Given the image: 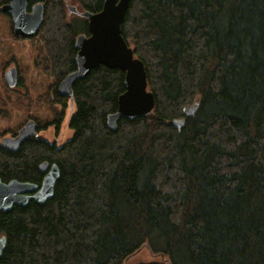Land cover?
Masks as SVG:
<instances>
[{"label": "trees", "instance_id": "obj_1", "mask_svg": "<svg viewBox=\"0 0 264 264\" xmlns=\"http://www.w3.org/2000/svg\"><path fill=\"white\" fill-rule=\"evenodd\" d=\"M35 2L54 88L87 19L69 20L65 0ZM120 27L152 111L109 129L124 71L99 65L72 86L68 139L0 142L5 182L40 184L42 161L59 169L44 203L0 211V264H125L143 247L154 259L138 264H264V0H130Z\"/></svg>", "mask_w": 264, "mask_h": 264}, {"label": "water", "instance_id": "obj_2", "mask_svg": "<svg viewBox=\"0 0 264 264\" xmlns=\"http://www.w3.org/2000/svg\"><path fill=\"white\" fill-rule=\"evenodd\" d=\"M130 0H103L102 8L96 12L78 11L74 5H67L70 12H75L87 19L89 34L78 33L75 37V69L68 72L58 82L60 95L72 99V86L80 78L87 76L93 68L105 65L124 71V91L117 98L115 111L106 116V124L115 130L120 118L133 119L149 114L155 104L153 92L147 88L146 71L141 59L134 56L121 33V22ZM43 2L29 5V0H7L0 10L10 18L13 34L21 37L37 35L43 21ZM5 83L12 87L17 82V70L9 67L4 73ZM182 119H173L176 126ZM36 124L26 121L15 135L1 137V144L16 149L20 143L35 135ZM40 170L44 172L40 184L12 178L7 182L0 178V211L8 210L14 204L24 205L29 200L44 203L53 196L59 169L55 163L42 161ZM5 246V236H0V254Z\"/></svg>", "mask_w": 264, "mask_h": 264}, {"label": "rangeland", "instance_id": "obj_3", "mask_svg": "<svg viewBox=\"0 0 264 264\" xmlns=\"http://www.w3.org/2000/svg\"><path fill=\"white\" fill-rule=\"evenodd\" d=\"M3 0H0L2 3ZM66 4L76 5L80 10L77 0H65ZM69 20H82V16L69 12ZM41 44L39 38L26 37L18 38L13 35L10 18L0 10V108L3 110L0 115V139L3 135L10 136L17 133L19 127L29 117L37 118L42 123V129L38 136L49 141L60 144L72 135V129L68 126V120L74 111L68 106V100L63 106V116L59 129H55L50 123L54 117L58 118V112L62 106L54 107L49 102L48 89L53 83L50 74L45 70L42 59ZM19 68L23 85L9 88L4 81L3 74L11 65ZM54 105V106H53ZM190 104L185 110L190 108ZM48 122V123H47ZM154 259L146 247L131 256L125 264H138L140 262Z\"/></svg>", "mask_w": 264, "mask_h": 264}, {"label": "flooded vegetation", "instance_id": "obj_4", "mask_svg": "<svg viewBox=\"0 0 264 264\" xmlns=\"http://www.w3.org/2000/svg\"><path fill=\"white\" fill-rule=\"evenodd\" d=\"M11 66H14L16 68V70H17L18 76H17V83H16L15 87H19L20 85H23V80L20 77L19 68L17 66H15V64L14 65H11ZM15 87H13V88H15ZM47 93H48L49 102L52 101L51 103H54V105H55V106L53 105L54 107H57V106H60L61 107V104L60 103L64 102V99L63 98L65 97V95H60L58 93V91H57V85L54 88H52L51 86H49V89H48V92ZM68 106L71 109V105L69 103V99H68ZM57 112H58V114H57L58 115V118L57 117L52 118L50 120V123L49 124H46L45 127L48 126V125H51V126L53 125V127L56 130L59 129L60 124H61V121L60 120L62 119V116L63 115H59V111H57ZM30 119L33 120L34 123L36 124V126H35V130H36L35 136H38L39 132L43 128L42 127L43 125H42V123L37 118L29 117L27 119V121L30 120ZM12 135H15V133L12 134Z\"/></svg>", "mask_w": 264, "mask_h": 264}]
</instances>
